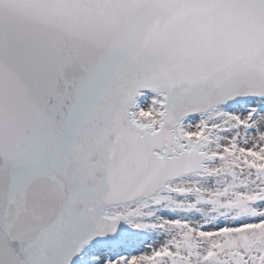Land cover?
Segmentation results:
<instances>
[{
  "label": "snow or ice",
  "instance_id": "obj_1",
  "mask_svg": "<svg viewBox=\"0 0 264 264\" xmlns=\"http://www.w3.org/2000/svg\"><path fill=\"white\" fill-rule=\"evenodd\" d=\"M0 264H264V0H0Z\"/></svg>",
  "mask_w": 264,
  "mask_h": 264
}]
</instances>
